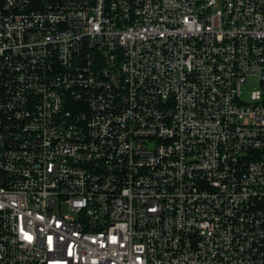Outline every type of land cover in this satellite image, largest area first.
<instances>
[{"label": "built area", "instance_id": "obj_1", "mask_svg": "<svg viewBox=\"0 0 264 264\" xmlns=\"http://www.w3.org/2000/svg\"><path fill=\"white\" fill-rule=\"evenodd\" d=\"M0 264H264V0H0Z\"/></svg>", "mask_w": 264, "mask_h": 264}, {"label": "rangeland", "instance_id": "obj_2", "mask_svg": "<svg viewBox=\"0 0 264 264\" xmlns=\"http://www.w3.org/2000/svg\"><path fill=\"white\" fill-rule=\"evenodd\" d=\"M257 86L255 79H250L246 85L243 86V97L247 98L250 95L251 90Z\"/></svg>", "mask_w": 264, "mask_h": 264}]
</instances>
